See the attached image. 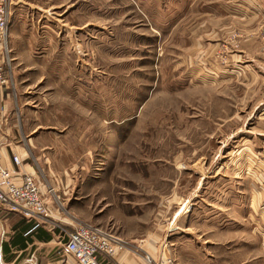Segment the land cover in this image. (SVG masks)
I'll return each mask as SVG.
<instances>
[{
    "label": "rangeland",
    "instance_id": "1",
    "mask_svg": "<svg viewBox=\"0 0 264 264\" xmlns=\"http://www.w3.org/2000/svg\"><path fill=\"white\" fill-rule=\"evenodd\" d=\"M25 3L14 0L13 7L16 30L25 33L26 41L18 54L12 50L17 58L12 67L24 70L14 96L23 110L32 114L35 109L34 119L28 120L39 126L42 141L54 144L51 156L42 152L34 157L42 181L37 174L36 180L44 193L53 188L61 196L63 209H55L67 218L66 231L97 225L83 221L92 208L100 207L119 225L124 214L146 220L157 257L163 253L180 264H264V220L259 218L257 232L248 220V202L245 210L234 202L232 183L226 184L224 194L219 192L224 186L219 179L233 177L236 159L246 147L264 154V8L244 6L239 14L248 17L243 27L233 24L225 36L197 37L191 47L188 40L164 38L166 31L152 30L151 19L142 15L131 21L123 16L116 22L101 21L99 35L86 26L80 109L62 98L52 99L48 87L51 74L64 80L59 10L52 9V22L42 13L32 19ZM236 9L229 8L234 14ZM108 14V8H101V18ZM155 18L158 26L167 21L168 26L177 17L175 12L165 15L163 8ZM200 22L195 24L197 36L203 33ZM146 25L149 30H142ZM46 30L57 45L44 42ZM87 32L98 40L92 43ZM81 126L87 134L76 133ZM65 176L71 179L68 194L58 189V179ZM211 176L214 181L205 194L202 186ZM95 177L99 181L92 184ZM82 185L89 194L81 201L85 215L72 208ZM183 199L194 203L193 218L183 214L187 224L173 219ZM187 207L189 211L192 206ZM219 207L226 213L221 215ZM77 210L83 212L80 206Z\"/></svg>",
    "mask_w": 264,
    "mask_h": 264
},
{
    "label": "crops",
    "instance_id": "2",
    "mask_svg": "<svg viewBox=\"0 0 264 264\" xmlns=\"http://www.w3.org/2000/svg\"><path fill=\"white\" fill-rule=\"evenodd\" d=\"M21 2H27L25 4L33 11L32 13L29 9L32 19L38 17L37 13H42L45 19L52 18L56 14L52 9L59 10V16H62L60 20L62 23L60 28L59 52L61 61L59 65L65 66V72L62 73L64 80H55V77L51 74L50 77L53 79L48 87L51 89L52 99L62 98L65 102L74 105L72 106L74 108L79 105L80 109L83 99L80 56L83 54L84 28L86 26H90L91 30H95L97 33L95 34L99 35L98 28L100 27L101 21L116 22L122 16L125 18V21L127 19L131 21L132 17L142 15L151 19L149 22L152 25V30L161 29L164 32L166 31L164 38H172L177 41H184L183 39H185L188 40L186 42L191 47L195 46L197 37L211 38L213 36L226 35L228 27L233 24L239 23L243 27V22L248 17L243 15V13L241 15L239 14L240 9H243L244 6L248 5L253 9L264 8V0H18V3ZM42 7L43 9H41ZM232 7L237 8L235 11L236 14L229 10ZM101 8H108L109 14L106 18H101ZM163 8L165 15H170L175 12L177 17L175 22L169 21L172 26H167L168 21L164 22L163 26H158L159 22L155 16L161 13ZM112 14L113 18L111 16ZM200 16L202 17L200 18ZM197 19H200V23L203 24V33L198 36L195 26ZM45 24H48V21H45ZM16 25H18V20L16 17H12L10 25V46L18 54V50L21 47L26 48V41L25 39L22 40L25 33L20 32L19 34L16 30ZM47 28L49 29L50 27L47 26ZM142 30L147 31L149 29L146 25V28H142ZM168 31L170 32L168 33ZM92 32H87V35H90L91 41L94 43L98 40V36L92 35ZM44 34V42L48 41L52 47L57 45L56 39L48 30L44 31ZM144 34L145 32L141 33L142 36ZM190 47L188 48L189 53H194V50ZM50 55L52 57V53ZM39 59L40 57L36 61ZM14 61H17V58ZM17 67H12L13 86H7L0 92V116L2 118L0 123V153L3 164L10 169L13 168L12 156H20L24 161L22 168L24 171L22 172L35 177L37 174L38 179L42 181L38 174L39 169L34 157L39 156L40 158L42 152L43 156H51L54 144L42 141L41 134H37L39 126L35 122L30 123V120H28L34 119L35 116H33V113L35 109H31L32 114L29 113V110L28 112L23 110L19 106L20 103L17 97L14 96L16 92L15 85L20 80L18 76L24 71L22 70L23 68L18 70ZM79 69L81 71L80 73ZM52 72L56 75L58 71L53 67ZM43 78L41 77L40 81H43ZM79 113L83 115V111ZM31 124L35 125L32 126ZM76 133L87 134L88 129L81 126ZM44 134L48 135L45 132ZM68 134L72 135V131L70 130ZM49 137L50 141H52V136ZM24 138V143H21L20 140ZM81 140L80 138L79 141ZM250 149V147H246L243 150L246 151L245 154L243 152L237 157V164H234L232 169L234 172L232 178L223 179L225 178L224 176L219 179L224 184L223 190L219 189V192L224 194V190L225 192L228 190L226 184L228 182L232 183V192L235 194L232 193L235 198L234 202L236 204L239 202L242 205L241 210H245L244 206L246 204L244 202H248L250 205L248 220L251 221L253 226L255 224L257 228L259 227V218L264 220V217H262L264 216V154L262 152L258 153L254 149L250 151ZM247 155L251 161L242 162L244 156ZM211 178L213 177L211 176L206 181L207 178L204 177L206 183H204L202 189L204 188L205 194L207 192L205 187L214 181ZM97 181H99V177L92 178L91 180L92 184ZM70 187L71 179L69 177L65 176L58 179V189H61L62 193H70ZM41 188L44 193L43 185ZM84 189L87 190L88 187L81 186V193L76 196L78 198L76 202L77 206L72 207L74 211L81 215H85L84 207H82L85 202L83 203L81 201L86 196L89 197V194L85 193ZM97 189L100 193L101 190L99 188ZM103 196L100 194L99 198ZM59 198L61 199V196ZM219 198H221L220 195ZM225 202H227L226 197L223 200V203ZM50 205L53 206V213L55 214L52 213L50 219L43 220L35 217L25 218L19 213L9 211L0 204V264H75L73 258L64 250V243L66 242L65 231L67 230L68 220L64 215L62 216V214L57 213L53 203H50ZM177 205L179 214H177V217L174 216L173 219H176L179 223L187 224V219L183 214H189V218H193L195 214L193 211L194 203H187L183 199V203L178 202ZM188 205L192 206L189 211ZM78 206L81 207L83 212L77 210ZM186 207L187 209L184 211ZM218 211L221 215L226 213L222 212L223 209L221 207L218 208ZM133 217L135 216L124 214L122 217L123 223L119 225L114 220V216H111L109 210H104L99 207L98 211L92 208V212L85 216V220L89 222L83 221V223L104 225V227H112L116 232L120 231L119 233L128 243V247L116 256V264H146L143 258L144 251L150 253L154 258H157L158 249L154 243L148 240L150 237L147 231L148 225L146 220H134ZM76 224H78V221ZM257 232H259L258 228ZM143 236H147V239H143ZM153 236H157V234H153Z\"/></svg>",
    "mask_w": 264,
    "mask_h": 264
},
{
    "label": "built area",
    "instance_id": "3",
    "mask_svg": "<svg viewBox=\"0 0 264 264\" xmlns=\"http://www.w3.org/2000/svg\"><path fill=\"white\" fill-rule=\"evenodd\" d=\"M13 7L14 0H0V92L7 86H13L14 59L10 46ZM1 120L0 116V123ZM12 162L16 169L6 167L0 153V204L25 218L50 219L52 212L39 182L34 176L22 172L24 163L20 156L13 155ZM127 247L126 240L112 228L86 224L67 232L64 250L73 258L75 264H102L101 260H106L107 264H114L116 256ZM143 258L146 264H179L163 253L154 258L144 251Z\"/></svg>",
    "mask_w": 264,
    "mask_h": 264
},
{
    "label": "bare ground",
    "instance_id": "4",
    "mask_svg": "<svg viewBox=\"0 0 264 264\" xmlns=\"http://www.w3.org/2000/svg\"><path fill=\"white\" fill-rule=\"evenodd\" d=\"M13 157V156H12ZM21 158V157H20ZM22 159V158H21ZM3 162V161H2ZM23 163H24V161H23ZM12 164H13V162H12ZM14 166V165H13ZM10 169V168H9ZM12 169H16L15 167H13ZM31 176V175H30ZM34 178L36 179V177L34 176ZM37 181V180H36ZM41 190H42V188H41ZM47 190V189H46ZM51 190H52V192H51ZM42 193H43V191H42ZM43 195H44V198H45V200H46V202H47V204H48V206H49V208H50V211L53 213V206L52 205H50V203H53L54 204V206H56L57 207V210L58 211H62V206H63V203L61 202V200H60V198H58L56 195H55V189H54V191H53V188H49L48 189V192H46L45 194L43 193ZM50 200V201H49ZM36 218H38V217H36ZM89 225H92V224H89ZM82 225H79L78 227H81ZM95 226H98V225H95ZM102 227V226H101ZM71 229H73V228H71ZM65 238H66V242H67V231H65ZM66 242L64 243V245L66 244ZM121 253V252H120ZM119 253V254H120ZM166 256V255H165ZM168 257V256H167ZM101 263L102 264H107V261L106 260H101ZM114 264H116V259H115V262H114Z\"/></svg>",
    "mask_w": 264,
    "mask_h": 264
}]
</instances>
